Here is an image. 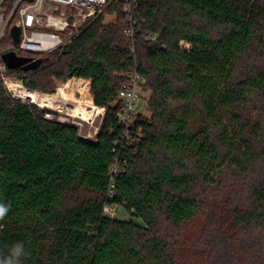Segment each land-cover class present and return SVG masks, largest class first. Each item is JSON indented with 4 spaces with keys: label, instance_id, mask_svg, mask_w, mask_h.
I'll return each mask as SVG.
<instances>
[{
    "label": "trees",
    "instance_id": "trees-1",
    "mask_svg": "<svg viewBox=\"0 0 264 264\" xmlns=\"http://www.w3.org/2000/svg\"><path fill=\"white\" fill-rule=\"evenodd\" d=\"M137 16L127 37L111 6L62 53L8 69L43 94L87 82L106 109L95 139L0 80V202L11 206L0 254L22 242V264H183L175 230L209 207L203 264H264V0H146ZM129 73L151 96L149 116L127 128L117 113ZM107 204L130 219L107 216Z\"/></svg>",
    "mask_w": 264,
    "mask_h": 264
},
{
    "label": "built area",
    "instance_id": "built-area-1",
    "mask_svg": "<svg viewBox=\"0 0 264 264\" xmlns=\"http://www.w3.org/2000/svg\"><path fill=\"white\" fill-rule=\"evenodd\" d=\"M0 0V45L4 40L6 32L11 37V29L19 26L22 30L19 44H14L11 49L1 52L0 55V80L3 81L10 96L17 101L31 103V97L23 98L22 90L33 91L23 84V81L15 76L8 75V67L1 56L4 53L14 51L20 56L32 58L33 61L43 56L59 51L62 53L75 36L86 27L92 20L103 14L109 7H119L122 11L127 26L124 30L127 37H134L138 25L139 9L146 0ZM113 16L115 14H112ZM150 41H156L157 37L149 35ZM126 83L119 94L120 108L117 119L120 124L127 128L133 125L140 116V95L138 89L143 85V78L136 73H129L125 76ZM75 78H72L73 80ZM37 92V91H35ZM40 96L46 94L38 92ZM34 106L47 110L44 114L46 119L57 120L64 124L77 125L70 122L72 116L68 108L61 103L48 106L36 104ZM93 110L94 105H88ZM95 117L104 116L106 109L96 106ZM94 117V118H95ZM94 118L86 121L94 120ZM81 126L78 123L77 127ZM98 133V132H97ZM130 140L129 133L125 135ZM118 167L111 168V174L117 173ZM115 195L114 185L111 184L108 196ZM119 207L114 204L104 206L107 216L115 217Z\"/></svg>",
    "mask_w": 264,
    "mask_h": 264
},
{
    "label": "rangeland",
    "instance_id": "rangeland-1",
    "mask_svg": "<svg viewBox=\"0 0 264 264\" xmlns=\"http://www.w3.org/2000/svg\"><path fill=\"white\" fill-rule=\"evenodd\" d=\"M113 15H106L105 16V22H109L113 20ZM9 34V33H8ZM11 43L9 44L8 39L4 37L3 42L1 43V52H5L8 49H11L13 47V42L11 40V37L9 35ZM68 83H71V87L68 88L67 93L69 96H73V98L66 99L63 103H61L63 106L68 108V111L71 113V117L69 118L70 122H74L78 125L81 124V126H78L79 128V134L85 138L89 139H95L97 132L99 131L103 117L102 115H99L94 118V120L86 121L84 117H82L81 114H73V110L77 107H81L82 101L89 99L92 100L91 104L88 105H94L93 98L91 95V92L89 91L87 82L81 79H69L67 82H59L55 81V84L57 86L56 93L54 94H48L54 97H59V87L62 85H66ZM144 84V82H142ZM138 94L140 95V109L139 112L142 116H149L148 108H147V101L151 96V92L145 91L143 89V85L138 89ZM75 100V101H74ZM79 101V102H78ZM89 109V107H87ZM91 110V109H89ZM105 115V114H104ZM76 125V126H77ZM210 208L205 207L203 210L199 212V214L192 219L191 221L185 222L182 224L178 229L175 231L180 234L182 237V243L181 246L178 248L177 251V257L179 261L183 264H203L204 258L206 257V254L201 251L200 248L196 246V242L201 234V231L206 223V216L209 213ZM119 219H130L129 214L127 211L123 208H119L117 211V214L115 215V218Z\"/></svg>",
    "mask_w": 264,
    "mask_h": 264
},
{
    "label": "water",
    "instance_id": "water-1",
    "mask_svg": "<svg viewBox=\"0 0 264 264\" xmlns=\"http://www.w3.org/2000/svg\"><path fill=\"white\" fill-rule=\"evenodd\" d=\"M21 28L19 26H14L11 29V37L13 39L14 44H19L20 36H21ZM3 62L7 65V67L11 70L14 69H23V70H30L34 69L39 63L42 62L41 59L33 61L32 58L24 57L18 55L16 52L11 51L4 53L1 56Z\"/></svg>",
    "mask_w": 264,
    "mask_h": 264
},
{
    "label": "bare ground",
    "instance_id": "bare-ground-1",
    "mask_svg": "<svg viewBox=\"0 0 264 264\" xmlns=\"http://www.w3.org/2000/svg\"><path fill=\"white\" fill-rule=\"evenodd\" d=\"M68 85H69V83H68ZM58 92H59V94H58L59 97L58 98L54 97V96H51V95H48V94H46L44 96H40L38 92L28 91V90H22L20 92V94H21V96L23 98L31 97L30 101L34 105H36V104H40V105L41 104H46L48 106H52V105H55V104H58V103H63L66 100V98H63L60 95L61 89H59ZM87 106H88V104H86V103L85 104H81V107H79V108L76 107L73 110V114H76V113L81 114L82 117H84L87 120L91 119V118H94L96 113H97V111H98L96 106L94 105V109L93 110L87 109Z\"/></svg>",
    "mask_w": 264,
    "mask_h": 264
},
{
    "label": "clouds",
    "instance_id": "clouds-1",
    "mask_svg": "<svg viewBox=\"0 0 264 264\" xmlns=\"http://www.w3.org/2000/svg\"><path fill=\"white\" fill-rule=\"evenodd\" d=\"M10 204L0 202V220H3L10 210ZM25 248L22 242H16L8 250L7 254H0V264H22V257L25 256Z\"/></svg>",
    "mask_w": 264,
    "mask_h": 264
}]
</instances>
